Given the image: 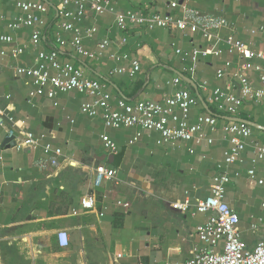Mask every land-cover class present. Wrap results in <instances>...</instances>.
I'll list each match as a JSON object with an SVG mask.
<instances>
[{
  "label": "crops",
  "instance_id": "obj_1",
  "mask_svg": "<svg viewBox=\"0 0 264 264\" xmlns=\"http://www.w3.org/2000/svg\"><path fill=\"white\" fill-rule=\"evenodd\" d=\"M117 13L138 11L145 15L182 17L183 6L201 13L225 19L229 28L219 33L220 40L208 41L200 33L176 30L130 27L119 30L111 13L97 15L89 9L82 22L70 20L77 28H96L93 37L85 39L86 50L100 54L99 44L110 42L99 59H87L74 52L71 45L60 50V61L72 63L84 73L86 79L106 86L112 97L128 104L150 100L163 103L178 91L173 80L184 81L187 89L198 100L192 109L190 124L202 116L217 119L216 132L209 127L205 134L213 145L194 142L158 145L160 133L137 128L109 129L101 115L91 118L82 112V105L92 103L87 94L68 92L59 94L57 106L46 94L32 96L33 80L18 75L17 68H33L42 51L56 48L55 38L61 32L64 40L73 36L59 28L62 21L56 14L59 0H0V17H4L0 35L10 36L13 43L0 42V264H166L189 260L201 243L197 227L209 216L199 214L195 208L199 201L211 196L215 177L224 165L230 144L224 138L223 127L232 119L256 124L253 138L264 141V99L246 102L238 117L220 112L210 103L213 89L230 92L229 83L237 80L228 76L218 79L217 71L228 63L236 71L242 60L231 52L224 39L232 35L256 53H264V0H181L177 9L171 0H106ZM37 2L45 4L48 12L42 15L44 26L39 27L41 43L31 44L33 29L10 30L7 25L22 15L17 4ZM71 11H75L73 6ZM128 43L123 46L121 40ZM22 48L24 53L13 58L12 52ZM201 49L221 55L199 59L196 71L187 72L190 53ZM182 54L178 55L177 51ZM2 52L6 55L3 56ZM129 54L128 62L111 58L114 54ZM132 61H139L141 71L134 78L127 75L112 76L117 66L130 69ZM264 68V61L253 60ZM230 70V69H229ZM232 74V73H229ZM255 89H262L258 73H248ZM208 84L204 90V84ZM50 87L47 88V91ZM238 93V88L233 89ZM176 114L181 118L182 113ZM13 129L15 140L9 141ZM22 132L40 139L35 150H23ZM140 133L138 142L134 141ZM102 135L109 136L117 145V154L104 146ZM50 144L60 149L59 166H51V156L43 147ZM242 162L228 167L231 182L227 187L226 203L240 217L242 240L249 248L264 241V228L252 231L264 219V160L253 163L255 154L248 147ZM40 163H47L41 168ZM105 167L117 171L113 180L96 185V169ZM225 168V166H223ZM223 168V169H224ZM255 170V177L248 172ZM90 194L97 199L93 211H85L81 200ZM189 199L192 207L186 213L172 205ZM100 214H104L103 217ZM60 231L68 232L70 245L61 249ZM221 250V249H220ZM122 258L119 259V256Z\"/></svg>",
  "mask_w": 264,
  "mask_h": 264
},
{
  "label": "built area",
  "instance_id": "obj_2",
  "mask_svg": "<svg viewBox=\"0 0 264 264\" xmlns=\"http://www.w3.org/2000/svg\"><path fill=\"white\" fill-rule=\"evenodd\" d=\"M56 8V14L60 21L59 28L71 33L72 40L63 39L61 32L57 33L55 38L56 48L50 51H42L37 56L36 66L33 68H17L18 75H27L32 78L34 87H36L35 95L46 94L48 98L55 101L57 106V97L59 94L68 92H78L87 94L94 98L92 103L82 105V112L91 117L96 118L102 113L104 124L109 129L121 128H139L148 132L160 133L161 139L158 145L176 144L178 142L191 143L197 145L207 144L213 145L212 138L205 134V128L209 127L212 132H216L217 119L213 116L199 117L194 124H190V114L193 108L198 105L196 97L183 88L184 81L182 78H175L173 84L178 87V91L163 103H157L150 100H144L135 104H128L125 100L117 101V108H113L112 97L106 92V86L98 81L86 79L81 69L76 68L72 63H62L60 61V50L71 45L76 54L87 59H99L103 51L110 46L108 40H104L99 44L100 54L92 53L83 46L85 39L93 37L97 33L96 28L81 30L77 28L70 20L82 22L86 18L87 11L91 9L97 15L111 13L115 16V24L117 28L123 32L128 31L130 27H145L154 30L156 28L176 30L187 36V33H200L208 41L220 40L219 33L229 28L228 22L220 17L211 16L201 13L197 10L183 6L182 17L145 15L138 11H127L117 13L106 0H59ZM181 0H171L172 9H177L181 4ZM73 6L75 11H71ZM22 15L8 23L10 30L16 31L22 28L33 29L31 36V44L37 48L41 43V32L39 27L46 25L42 19V15L48 12L45 4L37 2H20L17 4ZM4 22V17H0V29ZM264 32V27L252 33ZM14 39L10 36L0 35V42L11 44ZM231 52L239 54L242 65L232 71L230 63L223 70L217 71L218 79H227L231 76L237 80L236 84H231V91H225L216 88L211 91L210 103L215 105L220 112H226L232 117H238L246 102H261L264 99V68L260 65H254L253 60L259 59L264 61V53H256L243 43L237 42L232 35L224 40ZM128 39L124 37L121 44L125 46ZM24 53L22 48H17L12 52L13 58H17ZM178 55L182 54L181 50L177 51ZM2 55L6 54L2 52ZM211 55L218 57L220 51L210 53L201 49H193L190 53L191 67L186 70L193 74L196 71L199 59H207ZM112 59L123 62L130 61L129 54L120 53L111 56ZM130 69L123 66H117L111 71L112 76L127 75L130 78L136 77L141 71L139 61L130 62ZM230 69V70H229ZM256 72L259 75L262 89H255L251 84L248 73ZM232 73V74H229ZM204 84V90H207L208 84ZM50 89L47 91V88ZM238 88L236 94L233 89ZM180 111V118L176 112ZM253 130L250 126L237 122H230L223 127L224 138L228 140L230 148L225 153L224 165L220 166V171L214 179L211 187V196L199 201L195 206L197 212L202 215H208L206 223L197 227V236L201 243L200 247L194 250L193 256L184 262H168L166 264H264V241H260L254 248H249L242 240L240 229V217L226 203V192L231 182L228 173V167L242 162V155L247 148L253 149L255 159L264 160V141L253 138ZM15 136L14 130L8 132V138ZM23 141L20 145L15 146L23 150H35L40 146V139L33 137L29 132H22ZM141 134L138 133L132 142H138ZM15 138V137H14ZM102 141L105 148L112 154H117L118 147L115 142L107 135H102ZM44 152L51 156L50 164L53 167L59 166L58 159L62 156L60 149H54L50 144H46ZM41 168H47V163H40ZM225 166V168L223 167ZM224 168V169H223ZM96 185H102L104 180H113L117 176V171L98 167L96 169ZM250 178L255 177V170L248 172ZM264 181H259L262 185ZM81 207L85 211H93L97 207V199L94 194L85 196L81 200ZM173 209L180 213H186L192 204L189 199L177 202L172 205ZM101 217L104 214H100ZM264 228V219L260 220V225H253L252 231L256 232L258 228ZM66 231H60L58 234V243L61 249H67L70 245V237ZM221 249V250H220ZM122 255L119 256V259Z\"/></svg>",
  "mask_w": 264,
  "mask_h": 264
},
{
  "label": "water",
  "instance_id": "obj_3",
  "mask_svg": "<svg viewBox=\"0 0 264 264\" xmlns=\"http://www.w3.org/2000/svg\"><path fill=\"white\" fill-rule=\"evenodd\" d=\"M232 122H237V123H240V124H245L247 126H250L251 128L252 127H258L256 124L254 123H251L249 121H246V120H242V119H232ZM264 129V128H263ZM15 138H9V141H14ZM14 146H15V143H12Z\"/></svg>",
  "mask_w": 264,
  "mask_h": 264
}]
</instances>
